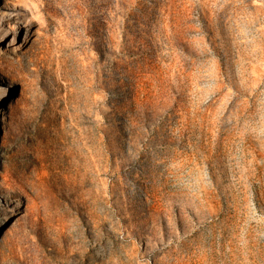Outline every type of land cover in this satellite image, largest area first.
Instances as JSON below:
<instances>
[{"label":"rangeland","instance_id":"obj_1","mask_svg":"<svg viewBox=\"0 0 264 264\" xmlns=\"http://www.w3.org/2000/svg\"><path fill=\"white\" fill-rule=\"evenodd\" d=\"M0 86V264H264V0H0Z\"/></svg>","mask_w":264,"mask_h":264},{"label":"bare ground","instance_id":"obj_2","mask_svg":"<svg viewBox=\"0 0 264 264\" xmlns=\"http://www.w3.org/2000/svg\"><path fill=\"white\" fill-rule=\"evenodd\" d=\"M14 13H16V15H14ZM5 15L7 16V17H9V18H11L12 16L14 17L15 16V18L14 19H16V20H18V21H24L25 20V14L24 13H22V11H17V10H15V12H13V13H10V12H8V11H5ZM8 21V20H7ZM8 23L10 24V22L8 21ZM18 31V30H17ZM1 87V93H0V97L2 98V97H4V92H5V89L3 88V86H0ZM1 102V101H0ZM2 207V210H3V213H5L6 211H7V207L5 206H1ZM1 209V208H0ZM2 212V211H1Z\"/></svg>","mask_w":264,"mask_h":264}]
</instances>
